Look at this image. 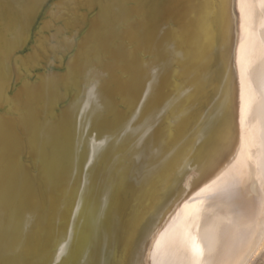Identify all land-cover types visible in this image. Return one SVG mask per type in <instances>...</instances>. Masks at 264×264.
<instances>
[{
  "label": "bare ground",
  "instance_id": "1",
  "mask_svg": "<svg viewBox=\"0 0 264 264\" xmlns=\"http://www.w3.org/2000/svg\"><path fill=\"white\" fill-rule=\"evenodd\" d=\"M263 247L264 0H0V264Z\"/></svg>",
  "mask_w": 264,
  "mask_h": 264
},
{
  "label": "rangeland",
  "instance_id": "2",
  "mask_svg": "<svg viewBox=\"0 0 264 264\" xmlns=\"http://www.w3.org/2000/svg\"><path fill=\"white\" fill-rule=\"evenodd\" d=\"M262 252L258 254L251 262V264H264V247L262 248ZM250 264V263H249Z\"/></svg>",
  "mask_w": 264,
  "mask_h": 264
}]
</instances>
